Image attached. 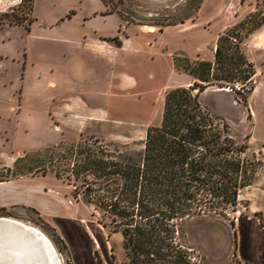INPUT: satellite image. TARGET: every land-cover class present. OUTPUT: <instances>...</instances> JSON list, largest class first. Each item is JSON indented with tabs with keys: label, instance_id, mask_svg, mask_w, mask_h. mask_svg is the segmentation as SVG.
Returning <instances> with one entry per match:
<instances>
[{
	"label": "rangeland",
	"instance_id": "rangeland-1",
	"mask_svg": "<svg viewBox=\"0 0 264 264\" xmlns=\"http://www.w3.org/2000/svg\"><path fill=\"white\" fill-rule=\"evenodd\" d=\"M34 1L0 0V41L4 39L0 42V60L8 59L9 56L4 58L6 55H12L14 60L0 62V168L12 167L15 159L26 153L81 140L96 139L110 150H141L148 128L161 124L166 94L194 83L193 78L183 72V61L179 64L181 70L174 68L171 53L181 48H195L200 33L184 35L180 32L195 23L203 0H104L103 8L100 0ZM216 6L220 4H213L209 15L218 9ZM224 6L221 14L228 13ZM259 10L264 12V3ZM95 11L98 12L91 14ZM10 19L22 25H11ZM220 23L228 26V22L221 19L218 28ZM173 27L178 30L172 31ZM162 31L169 34H161ZM236 35L242 38L245 31L237 29ZM108 37L113 41L108 42ZM115 38L122 43L121 48L116 45L119 41ZM138 42L142 45L139 48ZM163 44L168 51H162ZM89 45L92 49L98 45L103 52L110 46L116 49V64L99 57ZM240 47L243 52L241 43ZM26 60L23 78L20 65ZM214 60L213 57L211 62ZM237 83L242 84L241 81ZM234 84L213 87L234 94L245 104L241 96L232 91ZM243 85L247 92L253 82ZM77 96L82 97L78 102L83 108L77 109L75 105L70 114H64V127L60 128L63 116L46 114V110ZM13 100L15 104L22 100V110ZM199 100L202 104L208 103L207 95ZM204 107L220 128L226 125L227 135L235 144L244 148L242 158L251 181L250 186L239 192L237 205L229 208L225 217L203 216L182 223L181 242L193 248L197 264H238L236 219L246 216L252 204L257 205V214L264 219V145L251 144L247 135L232 131L222 116ZM46 161H41L39 166ZM50 169L43 178L40 175L33 178L39 179L35 182L37 186L33 191H26L23 199L44 206L45 220L22 207L5 213L0 211V218L16 219L43 232L53 243L61 264H68L71 258L62 244V251L57 247L55 240L58 238L51 230L52 223L69 231L76 224L75 238H109L110 253L112 256L113 247L116 264L125 261L121 234L112 233L110 226L104 228L98 223L104 214L87 204L82 195L75 196L79 183L68 184ZM31 179L29 174L23 178L25 182H34ZM45 188L46 191L51 188L54 195L43 196ZM105 221L109 223L110 220L106 218Z\"/></svg>",
	"mask_w": 264,
	"mask_h": 264
},
{
	"label": "trees",
	"instance_id": "trees-1",
	"mask_svg": "<svg viewBox=\"0 0 264 264\" xmlns=\"http://www.w3.org/2000/svg\"><path fill=\"white\" fill-rule=\"evenodd\" d=\"M13 19L11 25H22ZM263 24L264 12L258 10L221 35L214 62L174 57V68H182L194 83L166 94L161 124L148 128L141 150H110L96 139L64 143L17 157L12 167L0 168V183L28 174L44 177L52 168L58 179L79 183L75 196L82 195L105 216L98 223L121 234L126 260L118 264H197L193 248L181 242L182 223L203 216L225 217L251 181L242 158L244 148L227 135L226 125L220 128L214 122L199 95L223 83L253 82L254 65L240 43ZM237 29L245 31L244 37L236 35ZM241 98L246 104L247 96ZM41 161L46 163L39 166ZM256 216L264 226L262 216ZM51 230L59 250L67 253L64 241Z\"/></svg>",
	"mask_w": 264,
	"mask_h": 264
},
{
	"label": "crops",
	"instance_id": "crops-1",
	"mask_svg": "<svg viewBox=\"0 0 264 264\" xmlns=\"http://www.w3.org/2000/svg\"><path fill=\"white\" fill-rule=\"evenodd\" d=\"M100 2L102 4L101 8H103L105 6V1L100 0ZM263 3L264 0H203L198 7L197 16L194 18L196 20L195 23L192 24L188 30L184 29L185 32H180L184 35L194 32L200 33V37H198V40H196L195 48L193 50L181 48L171 53L172 62L174 57H185L191 61H212L219 37L226 31L232 29L234 26L245 20L250 14L258 11L260 5ZM213 4H220V6H216L218 9L213 14L211 13L209 15V12H211L210 8H212ZM223 4L225 5L223 9L228 12L226 14H221V8ZM98 11H95L91 14H94ZM221 19H223V22H228L227 27H223L220 23V27L218 28V21ZM64 21H62L61 24ZM90 21H87L86 23H89ZM83 25H85V23H83ZM175 30L178 29L173 27L172 31ZM182 30L183 29L179 31ZM96 32L100 31H95L94 33ZM103 32L108 35L106 31L103 30ZM167 33L168 32L166 31L165 33L162 31L161 34ZM3 40L4 39L2 38L0 42L3 43ZM107 40L111 39L108 37ZM160 42H162V40H160ZM137 44L138 48L139 46H142L140 42ZM134 45L136 47V43H134ZM162 46V51H168V49H164V47L167 46L166 44H163ZM99 47L100 46L98 45H94V48L92 49L89 45V48L95 51L99 57L102 56V58L108 60V62L112 61L113 64H116L117 50H113L110 46L107 51L103 52L101 50L102 48ZM121 47L122 43L120 45V48ZM3 50L6 52H11L8 49ZM242 50L247 59L253 63L255 69V75L252 79L253 88L247 95L246 104L239 102V99L236 98L234 94L227 92L224 89H215L213 86L206 88L205 91L199 95V99L204 95H207L208 103L202 104L201 102L203 106L210 108V110L215 115L222 116L229 123L232 131H239L243 135H247L251 144L264 145V24L256 29L248 37L244 38L242 42ZM15 52H18V50H15ZM7 56H9L8 59L0 60V62L14 61L12 59V55H6L4 58ZM15 61L19 63L18 59ZM26 64L27 60L25 63L20 65L21 67L19 66L20 71L23 73V78L24 71L26 70ZM53 83L55 84V82H52L51 84ZM208 96H210V98ZM78 100H82V97L79 98V96H77L76 98H73L72 101H70V99L63 101L61 106L53 107L54 105H51L46 110V114L52 112L56 115H62L63 119L60 121L59 126L62 128L64 127V114H70V110H72L75 105H77V109L80 107L83 108ZM13 104H15V100H13ZM21 104L22 100H20L15 105L17 108L21 109ZM86 107L89 108L87 105ZM35 177H32L31 179L34 182H25L23 180L24 177H19L8 182L0 183V211H9L22 207L21 209L24 210H34V212L38 213V215L45 220L46 211L44 210V206L23 200L25 198L26 191H33L34 188H36L37 184H35V182L39 181V179H33ZM47 189L48 191H46V188L42 191V195L45 197L53 196L54 192L52 189ZM250 206V212H248L246 216H240L236 219V257L238 264H264V226L261 225L260 219L255 216L259 211L257 210V205L252 204ZM262 211L264 217V209ZM50 225L56 230L58 236L64 241L72 264H116L110 253L108 238H75L76 224L71 228V231H69L68 228H64L63 226L57 225L55 223ZM97 234L101 235L99 230H97Z\"/></svg>",
	"mask_w": 264,
	"mask_h": 264
},
{
	"label": "bare ground",
	"instance_id": "bare-ground-1",
	"mask_svg": "<svg viewBox=\"0 0 264 264\" xmlns=\"http://www.w3.org/2000/svg\"><path fill=\"white\" fill-rule=\"evenodd\" d=\"M0 219L25 230L0 227V264H61L53 243L39 229L16 219Z\"/></svg>",
	"mask_w": 264,
	"mask_h": 264
},
{
	"label": "built area",
	"instance_id": "built-area-1",
	"mask_svg": "<svg viewBox=\"0 0 264 264\" xmlns=\"http://www.w3.org/2000/svg\"><path fill=\"white\" fill-rule=\"evenodd\" d=\"M233 87L231 88L232 91L238 93L241 97H246L247 96L246 88H245V86L243 84L235 83L233 85Z\"/></svg>",
	"mask_w": 264,
	"mask_h": 264
},
{
	"label": "water",
	"instance_id": "water-1",
	"mask_svg": "<svg viewBox=\"0 0 264 264\" xmlns=\"http://www.w3.org/2000/svg\"><path fill=\"white\" fill-rule=\"evenodd\" d=\"M0 227L4 228V229H11V228L15 229L16 228L17 230H20V231L24 230V228L19 227L13 223L7 221L6 219H0Z\"/></svg>",
	"mask_w": 264,
	"mask_h": 264
}]
</instances>
